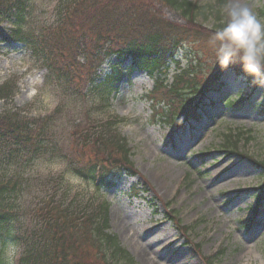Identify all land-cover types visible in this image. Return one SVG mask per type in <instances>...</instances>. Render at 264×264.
Wrapping results in <instances>:
<instances>
[{"label": "rangeland", "instance_id": "obj_1", "mask_svg": "<svg viewBox=\"0 0 264 264\" xmlns=\"http://www.w3.org/2000/svg\"><path fill=\"white\" fill-rule=\"evenodd\" d=\"M186 1L195 3L198 24L210 29L224 24L226 0ZM58 2L26 0L25 28L36 33L52 23ZM247 2L264 18V0ZM155 8L160 19L185 24L180 11L159 3ZM12 21L13 17L0 15V85L7 82L11 87L9 96L0 95V114L19 112L29 119L41 118L53 112L60 98L29 49L1 39L2 32L13 28ZM189 41L168 60L162 76L165 82L185 69L187 61L201 57L199 46ZM214 57L212 53L200 58L202 73L214 68ZM130 62L127 58L122 64L110 56L83 94H62L61 125L55 121L57 126L52 124V128L59 139H64L67 131L70 133L69 126L83 117L84 111L95 118H123L117 129L127 140L137 174L115 171L113 184L96 190L93 183L69 172L60 156H23L14 163L2 157L0 178L22 176V209L46 193L65 195L68 201L79 204L106 202L110 232L135 264H206V257H211V264H238L250 245L264 250V185L258 190L262 169L248 158L225 155L220 146L224 135L241 131L239 150L256 160L264 158V86L252 88L232 70H224L221 89L206 95L201 120L181 129L152 117L145 95L152 89L155 75L133 68L115 81L108 80L112 64L124 68ZM241 97L246 100L237 105L228 103ZM101 103H107L108 108H99ZM247 130L251 131L250 139H246ZM259 192L261 203L248 227L244 219L253 218ZM178 225L188 227L185 235ZM9 250L6 253L13 260Z\"/></svg>", "mask_w": 264, "mask_h": 264}, {"label": "trees", "instance_id": "obj_2", "mask_svg": "<svg viewBox=\"0 0 264 264\" xmlns=\"http://www.w3.org/2000/svg\"><path fill=\"white\" fill-rule=\"evenodd\" d=\"M59 1L55 20L35 33L24 26L26 0H0V15L13 17V28L2 33L1 39L23 43L46 70V82H50L60 98L53 112L41 118L29 119L19 112L0 114V160L3 157L14 163L23 156L32 159L46 154L60 156L69 172L93 183L96 190L112 185L115 171L137 174L127 140L117 129L123 118L117 115L95 118L84 111L83 117L69 126L70 133L67 131L64 139H59L52 128L55 121L61 125L62 94L73 97L83 94L94 81L97 69L110 56H116L120 63L127 58L131 60L124 68L118 63L112 64L113 72L108 74L110 81L133 68L156 76L152 89L145 95L150 101L152 117L175 127L200 120L207 93L223 85L220 79L224 70L232 69L246 83L258 85L236 62L226 69L213 62L214 68L202 73L200 58L215 55L217 44L210 39L223 25L210 29L198 24L197 7L193 2ZM155 3L180 11L186 18L185 24L160 19ZM188 40L199 46L201 57L187 61L185 69H180L171 82H165L162 76L168 69V60ZM10 94L9 83L0 85L1 97ZM245 100L241 97L228 103L237 105ZM102 107L106 109L108 104L101 103L99 108ZM250 132L245 131L246 139L252 137ZM243 134L239 131L224 135L220 144L222 152L248 158L261 168L263 178L259 186L262 188L264 158L256 160L239 150ZM21 180L22 176L17 174L0 178V264H135L133 256L110 232L108 203L79 204L68 201L65 195L46 193L22 209ZM260 196L261 192L258 199ZM257 202L259 205L260 201ZM178 221L176 219L177 224ZM252 221L250 218L245 224L250 227ZM178 228L183 235L188 230L187 226L178 225ZM13 245L20 252L12 260L6 250ZM196 248L199 249L198 244ZM204 260L211 264V257Z\"/></svg>", "mask_w": 264, "mask_h": 264}, {"label": "clouds", "instance_id": "obj_3", "mask_svg": "<svg viewBox=\"0 0 264 264\" xmlns=\"http://www.w3.org/2000/svg\"><path fill=\"white\" fill-rule=\"evenodd\" d=\"M225 21L215 33V62L227 68L233 62L264 86V18L258 16L247 0H226ZM20 249L10 246V255L18 257ZM238 264H264V250L250 245Z\"/></svg>", "mask_w": 264, "mask_h": 264}]
</instances>
